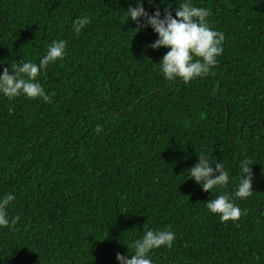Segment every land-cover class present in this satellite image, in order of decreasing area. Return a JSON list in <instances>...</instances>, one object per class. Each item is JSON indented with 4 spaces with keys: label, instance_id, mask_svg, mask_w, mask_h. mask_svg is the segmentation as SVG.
Listing matches in <instances>:
<instances>
[{
    "label": "trees",
    "instance_id": "16d2710c",
    "mask_svg": "<svg viewBox=\"0 0 264 264\" xmlns=\"http://www.w3.org/2000/svg\"><path fill=\"white\" fill-rule=\"evenodd\" d=\"M165 2L175 16L182 0ZM192 3L225 39L210 73L184 83L162 75L169 49L149 47L152 28L125 15L136 0H0V73L67 42L38 76L50 102L0 94V196L14 194L20 217L0 228V264H119L145 230L166 228L176 239L153 264H264V0ZM202 151L229 171L212 193L189 179ZM244 159L246 214L221 222L205 202L235 191Z\"/></svg>",
    "mask_w": 264,
    "mask_h": 264
},
{
    "label": "clouds",
    "instance_id": "9594fccd",
    "mask_svg": "<svg viewBox=\"0 0 264 264\" xmlns=\"http://www.w3.org/2000/svg\"><path fill=\"white\" fill-rule=\"evenodd\" d=\"M147 3L155 6L152 14L145 10L144 0H136L135 6L130 4L125 15L128 20L131 19L137 24L138 31L150 26L157 34L158 38L149 47L154 50L161 47L169 49L159 62L164 78H179L188 83L194 78L208 75L216 66L217 58L223 53L225 39L222 32L210 26L208 17L211 10L194 6L192 0H182L173 16L169 10L171 7L164 9L162 13L156 0H147ZM161 3L166 2L161 0ZM88 23L87 16L78 17L72 27L79 34ZM66 48L65 40H53L38 63L22 60L4 68L0 73V94L9 99L23 95L29 99L42 98L45 102H50L54 94L46 93L38 81V76L50 63L63 60ZM9 111L13 109L9 108ZM96 131H101L99 125ZM252 166L249 160H241L239 182L235 191L231 195H217L205 202L209 212L217 214L221 222L237 221L246 214L235 201L247 199L253 193ZM188 171L189 179H194L205 192L212 193L217 187L228 185L230 180L229 171L223 161L213 162L203 151L198 153V162ZM14 199L13 193L0 196V228L14 226L20 219L19 216L9 218L8 208ZM175 239L176 234L171 229L145 230L142 238L134 241L131 258L129 255L117 253L116 259L119 264H153L150 252L160 247L170 248Z\"/></svg>",
    "mask_w": 264,
    "mask_h": 264
}]
</instances>
